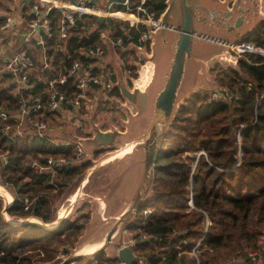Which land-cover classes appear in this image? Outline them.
<instances>
[{"label": "trees", "instance_id": "trees-1", "mask_svg": "<svg viewBox=\"0 0 264 264\" xmlns=\"http://www.w3.org/2000/svg\"><path fill=\"white\" fill-rule=\"evenodd\" d=\"M14 1L0 0V14H11ZM123 1L108 0L105 5L111 12H120L125 9ZM165 1L145 0L143 6L157 17L165 10ZM36 2L29 0L20 8L25 25L36 16L32 9ZM129 2L136 6L140 0ZM87 5L96 3L91 0ZM72 15L73 24H67L66 37L60 38L55 29L61 10L49 11L54 33L46 38L44 58L37 44L33 49L27 48L36 66L31 73L36 84L32 93L41 96V110L32 114L35 118L40 117L41 111L44 118L58 117L57 112L45 109V81L70 66L68 54L103 43L104 32L112 39L120 37L124 46L136 42L140 35V30L116 18L101 22L95 15L78 12ZM3 22L0 17V25ZM244 42L264 46V23ZM119 54L124 67L137 76L135 68L127 63L131 57L135 58L134 54L125 50ZM78 58L93 74L103 71L114 80L108 65L97 67L96 59L82 55ZM211 73L220 88L234 93L236 98L208 102L205 88H200L179 105L156 155L152 193L126 230L134 253L144 259L134 264L247 262L248 254L258 249L264 238V58L248 53L235 66L218 64ZM75 91L71 87L69 95ZM106 92L110 96L119 95L115 87ZM88 94L91 96V92ZM0 105L8 110L18 108L17 98L9 88L0 87ZM80 114H85L84 108ZM0 153L5 154V161L0 162V186L13 198L5 207L0 195V264L58 263V256L67 254L82 234L90 216L89 210L83 209L89 205L80 206L77 214L66 217L50 230L21 220L37 216L45 223L53 222L54 202L90 162L77 157L74 144L56 143L48 135L39 138L27 133L12 140L0 132ZM49 157H67L69 161L37 172L36 166H45ZM32 163L36 166H30ZM4 214L17 222H11ZM107 262L100 255L91 264Z\"/></svg>", "mask_w": 264, "mask_h": 264}, {"label": "water", "instance_id": "water-1", "mask_svg": "<svg viewBox=\"0 0 264 264\" xmlns=\"http://www.w3.org/2000/svg\"><path fill=\"white\" fill-rule=\"evenodd\" d=\"M165 5L159 26L147 27L150 55L146 49L129 46L137 59L131 65L137 72L147 68L145 83L130 89L121 67L109 63L115 69V88L125 101V104L116 102L127 114L124 130H102L92 116L86 118L91 136L71 140L84 148L109 151L93 161L76 179L74 189L64 195L53 227L46 226L37 216L21 220L31 222L30 217L39 218L41 223L37 225L50 230L70 214L82 196L95 203L90 222L93 231L56 264H89L101 253L114 261L111 264L144 261L134 253L132 243L122 244L121 235L152 193L156 155L173 116L181 102L201 88L209 68L217 63L236 65L228 60L227 44L244 41L264 23L263 0H166ZM205 44L212 49L206 52L197 49ZM130 179L134 181L131 191L123 193L124 184ZM4 201L5 207L8 206L5 198ZM97 244L95 250L82 251Z\"/></svg>", "mask_w": 264, "mask_h": 264}, {"label": "built area", "instance_id": "built-area-1", "mask_svg": "<svg viewBox=\"0 0 264 264\" xmlns=\"http://www.w3.org/2000/svg\"><path fill=\"white\" fill-rule=\"evenodd\" d=\"M90 1L38 0L32 7L36 16L26 24L25 30L21 33L15 29L9 35L7 30L14 26V19L11 15L0 14V17L4 19L3 24L0 25V85L2 89L9 88L10 93L17 98L18 103L16 110H8L0 105V132L2 134L8 135L12 140L27 133L43 138L52 129L49 123L51 117L44 118L43 111H41L38 118L32 116L33 113L41 110V96L32 93L36 84L31 79V73L36 66L27 49H32L37 44L42 51L41 56L44 58L46 38L51 37L54 33L51 20L48 18L49 11L52 8L61 10V17L55 29V34L60 38L66 37L67 24H73L74 22L72 12L125 21L130 28L140 30V35L136 42L130 41L127 46H124L120 37L112 39L108 33L105 34L106 32H104L101 34L103 43L96 44L87 50H74L73 54H68L67 58L70 59V66L60 72L57 77L45 81L47 92L45 109L49 112H57L59 115H77L84 108V103L88 100V93L92 86L100 87L102 85L106 91L115 87V80L107 77V74L103 71L97 75L93 74L91 69L83 65L78 55L96 59L98 62L95 63V66L101 67L98 63H102L108 49L115 51L118 57L119 51L129 52L130 44H134L139 49H148L147 42L150 43V39L147 27L155 29L159 26L160 15L156 17L153 13H149L143 6L145 0H140V3L136 6H131L129 0H124L121 4L125 9L120 12L109 11L107 5L102 8L89 6L87 3ZM140 25H143L144 28L141 29ZM7 38L11 40L10 43L5 42ZM227 45L229 50L228 60L234 64L238 62L239 58L248 53L264 58V46H257L244 41ZM9 47L16 49L11 56L6 57L4 50ZM135 61H137L136 58L130 60V62ZM93 65L94 63H91L90 67H93ZM136 73L137 76H134L129 68L124 70V76L131 85H137V82L141 79V72L136 70ZM71 87L76 91L74 95L70 96ZM250 88L251 85L248 86V89ZM234 98H236V95L229 90L218 89L209 92L207 101H229ZM73 144L75 145L77 157L81 156L83 159L87 155L85 148L79 143ZM65 145H69V143ZM3 161H5V154L0 153V162ZM67 161H69L67 157H49L45 166H36L35 163H32V165L36 166L37 172H41L57 167ZM148 212L150 210H145V213ZM173 233H176V231H173ZM141 236L146 238L145 233H142ZM227 264H264V238L261 240L260 247L248 254L247 262L236 260Z\"/></svg>", "mask_w": 264, "mask_h": 264}, {"label": "rangeland", "instance_id": "rangeland-1", "mask_svg": "<svg viewBox=\"0 0 264 264\" xmlns=\"http://www.w3.org/2000/svg\"><path fill=\"white\" fill-rule=\"evenodd\" d=\"M67 1H69V0H67ZM97 3H96V8H102L106 4L105 0L101 1V2H97ZM19 6H21L19 3V0L14 1V3L11 5V9H12L11 14L19 16L18 15V10L20 8ZM13 11H14V13H13ZM18 24L20 25L19 20L17 21V25ZM13 30H15V26L9 28L7 30V34L9 35L11 33V31H13ZM105 34H107V33H105ZM5 42L10 43L11 40L9 38H7ZM197 49L199 51L206 52V51H210L212 49V47H211V45L205 44L204 47L198 46ZM105 56L107 57L106 61L109 60L110 58H113L122 67V65H121L122 60H120L117 53H114L113 50L108 49L106 51ZM98 64L103 65V64H105V61L103 62V64L101 62ZM124 64H125V62H124ZM218 64L223 65V66H231V65H227V64L217 63L214 67L209 68V73H208L209 75L207 76V78L205 79V82L201 86V88H205L203 90H205L207 92V94H209V92L212 90L221 89L219 84L217 83V81L216 80L214 81L213 76H212L213 74L211 73V70L214 69ZM121 69L123 70V69H125V67L124 68L122 67ZM126 83H127L128 87L130 89H132V85L130 84L129 80H127ZM101 86L98 89H95L93 87L91 88V90H90L91 96H88V100H86L84 103V108H85V114L84 115L78 113L79 118L78 117L75 118L72 116L65 118L66 115L62 114L59 117H56L54 119L50 118L51 120L49 121V123H50V126L52 129H51L49 134H51L50 136H52L51 138L54 139V141L64 142L65 140L68 139V137L72 138L73 136H84V137L91 136L92 133L90 131L89 124L85 122V118H88L90 116H92V119L95 122V124H97L100 127V129H102V130H108V129H117L120 131L124 130L123 125H124V122L127 121V114L122 108H120V106L116 102L119 101L122 104H125V101L120 96V94L119 95L117 94V96H113V98H111L110 100L106 99V97H108V95L106 94L107 92L103 88V86L102 87ZM0 87H1V85H0ZM129 109H130L131 113H134V110L131 108V106H129ZM85 150H86L87 155L84 156L83 160L85 162H87V161L90 162V165L88 167H90L92 165L93 161L97 160L99 157H101L103 154H105L107 151H109L108 149L107 150H104V149L103 150H93V149H88V148H85ZM100 151H101V153L98 156H96L95 153L100 152ZM79 157H81V156H79ZM87 168H85L80 174H78L67 185V187L63 191L61 197L58 198L54 202L53 208L55 210L53 213V217H54L53 222H55L57 210L61 207L64 195L67 194L72 189H74V186L77 183L76 179L79 178ZM133 182H134L133 179H130L129 182L124 184L126 189H124L123 193H127V194L130 193ZM4 189L7 191L6 188H4ZM2 196H4V195H2ZM4 198L6 199L5 196H4ZM84 198L85 197L82 196L80 199L77 200L72 211L70 212V214L68 216H73L74 214H77L75 212L77 208H79L80 206H83L85 204H88L89 207H86L83 209V212H87L89 210L90 216H89L88 222L86 223L82 234L76 239V241L73 243L72 247L68 248V253L67 254L61 253L58 256L59 262L61 260L65 259L72 251H74L81 244L82 240L88 236V233L91 229L93 231V227L90 226V222L92 220V214H93V211L95 209V203L92 200H89V199L87 200ZM6 203L9 204L7 199H6ZM4 215L6 216V214H4ZM126 230L122 232L121 242H122V244H127V243L133 244V242L130 239L129 233H127ZM101 255H104L105 258L107 259L108 262L106 264H111L114 262L113 260L108 259L105 255V253H101ZM97 258L93 259L89 264L93 263Z\"/></svg>", "mask_w": 264, "mask_h": 264}, {"label": "crops", "instance_id": "crops-1", "mask_svg": "<svg viewBox=\"0 0 264 264\" xmlns=\"http://www.w3.org/2000/svg\"><path fill=\"white\" fill-rule=\"evenodd\" d=\"M94 1V0H93ZM102 0H97L95 3H97V2H101ZM233 0H231V2H232ZM107 2H108V0H107ZM106 2V3H107ZM19 3H20V5L21 6H19L20 8L22 7V5H23V3H24V1L23 0H19ZM98 4V3H97ZM20 8H19V10H18V15L19 16H16V15H13V14H8V15H11L12 17H13V19H14V26H15V29L16 30H19L21 33L25 30V23H24V21H23V19H22V17H21V14H20ZM13 13H14V11H13ZM2 15H5V14H2ZM20 21V25L18 24L17 25V21ZM261 24H263V23H261ZM17 25V26H16ZM149 47H150V43H149ZM149 47H148V49H147V52L149 53V55H150V51H149ZM16 48H14V47H9V48H7L6 50H4V54H5V56L6 57H9V56H11L12 54H13V52H14V50H15ZM33 49V48H32ZM114 53H116L115 51H113ZM118 52V51H117ZM130 52V51H129ZM133 54V53H132ZM119 58H120V60H122V67L124 68V62H123V59L121 58V56H120V54H119ZM134 57H131L128 61H127V63L129 64V66H131V67H133L131 64H132V62H130V60L131 59H133ZM106 59H107V57L105 56L104 58H103V61H102V64H103V62L105 61V64H103L102 66H104V65H108L111 69H112V73H113V75H114V80L116 81V76H115V69L111 66V64H109V63H111V62H114V63H116L117 65H119L120 66V64L115 60V59H113V58H110L109 60H107L106 61ZM121 67V66H120ZM121 67V68H122ZM134 68V67H133ZM126 69V68H125ZM125 69H123L122 70V75H123V78H124V80L125 81H127V79L125 78V76H124V70ZM133 86H135V85H132V87ZM111 98H113V96H110V95H108V97H106V99H111ZM60 115H58V117H59ZM79 115L77 114V115H74V116H72V117H78ZM66 117H69V115H66L65 116V118ZM79 118V117H78ZM86 119V118H85ZM85 122H86V120H85ZM51 131V130H50ZM50 131L48 132V136H50L51 134H49L50 133ZM50 137H52V136H50ZM73 137H84V136H73ZM52 139V138H51ZM53 141H54V139H52ZM54 142H56V141H54ZM56 143H59V144H67V143H69V144H73L74 142L71 140V138H69L68 137V139L67 140H65L64 142H56Z\"/></svg>", "mask_w": 264, "mask_h": 264}, {"label": "bare ground", "instance_id": "bare-ground-1", "mask_svg": "<svg viewBox=\"0 0 264 264\" xmlns=\"http://www.w3.org/2000/svg\"><path fill=\"white\" fill-rule=\"evenodd\" d=\"M59 2L61 3L62 1H59ZM95 10H96V9H95ZM146 72H147V68L145 67L144 70L141 71V79L137 82V83H138L137 85L142 86V85L145 83L146 78H147V76H146ZM0 194L4 195V196L6 197V199H7V201H8L9 204L12 203V200H13L12 196H11L10 193L7 192L2 186H0ZM6 216H7L6 218H8V220H10L11 222H13V223H14V222H17V220L12 219V218L9 217L8 215H6ZM29 221H31V222H33V223H36V224H40V223H41L40 219H39V218H36V217H30V218H29ZM54 224H55L54 222L46 223V226H48V227H53ZM98 247H99V244H97V245H92V246H88V247H86V248L83 249L82 251H83V252H88V251L95 250V249L98 248Z\"/></svg>", "mask_w": 264, "mask_h": 264}]
</instances>
